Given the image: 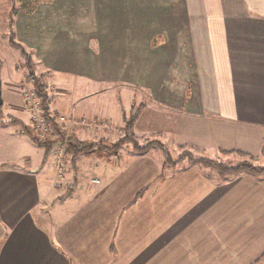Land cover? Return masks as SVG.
I'll list each match as a JSON object with an SVG mask.
<instances>
[{"label":"crops","instance_id":"obj_1","mask_svg":"<svg viewBox=\"0 0 264 264\" xmlns=\"http://www.w3.org/2000/svg\"><path fill=\"white\" fill-rule=\"evenodd\" d=\"M87 2L80 20L26 13L14 22L44 84L58 71L129 91L128 107L112 117L69 105L67 88L48 92L67 134L115 142L139 94L177 115V133L211 153L261 151L264 0ZM24 89L7 83L1 93L0 264H264L263 175L222 176L184 159L166 165L157 147L74 158L60 144L45 150L22 131ZM155 133L140 138L161 143Z\"/></svg>","mask_w":264,"mask_h":264},{"label":"rangeland","instance_id":"obj_2","mask_svg":"<svg viewBox=\"0 0 264 264\" xmlns=\"http://www.w3.org/2000/svg\"><path fill=\"white\" fill-rule=\"evenodd\" d=\"M72 0H0V83H1V93L5 88L7 87V83H16L17 86L21 85V88L25 87L24 89V97H25V103L26 107L28 109L29 114V126L30 128H33L34 133L36 132L37 136L40 139L44 138H50L53 139V137H49V130L47 129V125L40 122V119L42 120V117L40 115V108L38 104V99L33 91V87L29 84L30 82L23 77L22 74H26V68L24 66V56L22 55L21 51L14 47L13 45H10L8 42L9 36H10V28L9 24L10 21H13V40L15 43L21 45L23 49H25L27 54H30V57L32 56V52L30 53L25 46L19 43L15 36V26L14 22L15 19L18 17L24 16L26 13H31L29 15H36V17L40 16V18L46 17V18H52V19H63L67 16V8H69L67 3H69ZM87 0H75L74 2V13L69 14L71 15V19L80 20L82 15L84 17L88 16L86 14L85 8L87 6ZM14 8V9H13ZM13 13V14H12ZM27 15V14H26ZM77 18V19H76ZM68 19V18H66ZM46 21V20H45ZM44 22V21H42ZM129 31V29L127 28ZM95 41L91 43V47L95 46L96 51V45ZM32 61L33 58L31 57ZM33 63V62H32ZM42 64L34 63V70L36 71L37 75H40L39 73L42 71ZM51 76L49 78H46L45 80L47 83L45 84L46 90L49 93V96L54 95L53 98L57 97L56 92H60L58 90L59 88H67L68 96L67 102L69 105L72 104H78L80 107H89L90 108V114L89 115H100L103 114H109L111 117L112 115H118L120 113L121 104L127 108L129 105V91L122 87V85L116 84V85H105L102 83H91L86 77H82L80 75L74 74V73H60L58 71H52L50 72ZM47 75V74H46ZM44 74V76L46 77ZM182 81V79H180ZM185 82V81H184ZM87 83V88H80L79 90L78 86L83 85ZM80 91V92H79ZM97 92L98 94L90 95V92ZM60 97V96H59ZM129 97V98H128ZM132 98V97H131ZM134 98V97H133ZM135 101L131 105V108H140V112L138 115H141L140 123L135 126L136 130V136L135 139L138 142L139 145L143 146L145 145L147 141L145 138L141 139L140 135L144 132L152 133L156 132L155 134L158 137V140L163 143V145H168L167 143H172L168 145V152L169 155L172 158H177L184 152H189L194 157H204L211 160L216 161L217 163L223 165L224 167H233L236 166L240 162H249L254 166L264 167V142L263 146L260 152H257L256 154H253L252 156L249 154H243V152L239 153L234 151H227L223 152V154L219 153H211V148H204L205 146H199L203 145L202 143L195 141V139L180 135L177 133L176 124L178 123L177 115L168 114L164 112L163 110H157L156 106L147 105L148 100L145 98L143 100L142 96L139 94L135 95ZM81 103L79 104V101ZM52 107L54 108L55 102H52ZM71 107V106H70ZM4 105L0 106V110H3L4 112ZM130 108V110H131ZM130 110L127 112L125 117L130 116ZM86 111V110H85ZM2 115V114H0ZM15 115V114H14ZM109 117V116H108ZM60 118H56L58 125L62 130H65L67 133V127L60 123ZM98 119H101L98 117ZM93 119L88 118L87 122L85 123L87 126H90ZM124 124V120H123ZM64 126L66 128H64ZM122 134V132H121ZM114 137V136H113ZM92 140L94 137L91 138ZM109 141L112 138H107ZM189 142V143H187ZM199 143L197 145L196 143ZM173 144H181L186 145L187 147H190L189 149H185V147H180L178 150L176 149ZM165 146V147H166ZM131 147V146H130ZM200 147H202L204 150H206L209 154H204L202 151L200 152ZM152 148V147H151ZM199 148V149H198ZM199 150V151H198ZM210 151V152H209ZM205 152V151H204ZM204 156H203V155ZM187 161V159H184ZM212 171L216 172L218 175H221L218 173V171L212 167H208ZM232 175V174H227ZM225 176V175H222ZM264 176V175H263ZM90 175L88 174L87 177H84L86 181H88L87 178H89ZM82 181V179L80 180Z\"/></svg>","mask_w":264,"mask_h":264},{"label":"trees","instance_id":"obj_3","mask_svg":"<svg viewBox=\"0 0 264 264\" xmlns=\"http://www.w3.org/2000/svg\"><path fill=\"white\" fill-rule=\"evenodd\" d=\"M9 28H10V36L8 42L10 43V45H13L14 47L18 48L21 51L22 55L24 56V65L27 70L26 79L33 86V91L38 99L40 115L44 120V122L46 123L47 125L46 127L50 132L49 137L50 136L53 137V139L50 138L40 139L37 136L36 132L34 133L33 128H30L28 125H22L23 127L22 131L30 137L31 141L34 144L40 147H44L45 150H49V147L53 144H60L61 146H63L64 152L71 154L73 158L80 154H88L92 152H106L108 154L116 155L118 150L123 145H130L132 150L135 151L136 153H145L151 147H157L162 151L164 156V164L166 165L174 164L180 160L187 159V161L192 164H199L206 167H212L216 169L218 173L221 175L235 174L239 172H246L254 175H264V167L254 166L246 161L240 162L236 166L227 168L217 163L214 160L204 157H194L189 152H184L180 156L174 159L169 155L167 148L158 141H149L143 146L139 145L134 137L132 127L140 112V108L132 107L130 110L131 113L130 116L128 117L124 116L122 135L115 142L106 143L103 142L102 140L99 141L77 140L70 134H67L65 130H62V128L59 127L56 121V116L50 110L51 101L48 96V92L46 90L45 84L43 83L42 80L43 75L35 74V72L33 71L30 54H27L25 49H23L21 45L15 43V41L13 40L14 34H13L12 20L10 21ZM7 122L9 124L21 123L18 119L15 118H10V120Z\"/></svg>","mask_w":264,"mask_h":264},{"label":"water","instance_id":"obj_4","mask_svg":"<svg viewBox=\"0 0 264 264\" xmlns=\"http://www.w3.org/2000/svg\"><path fill=\"white\" fill-rule=\"evenodd\" d=\"M1 86V83H0ZM2 104V98H1V88H0V105Z\"/></svg>","mask_w":264,"mask_h":264},{"label":"built area","instance_id":"obj_5","mask_svg":"<svg viewBox=\"0 0 264 264\" xmlns=\"http://www.w3.org/2000/svg\"><path fill=\"white\" fill-rule=\"evenodd\" d=\"M40 122H41V123H44V125L46 124V123L44 122V120H43V119H42V120L40 119Z\"/></svg>","mask_w":264,"mask_h":264}]
</instances>
